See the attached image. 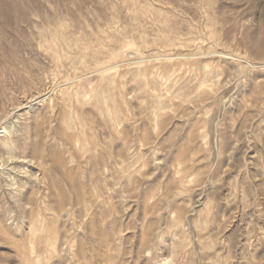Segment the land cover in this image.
Masks as SVG:
<instances>
[{"label":"rangeland","instance_id":"obj_1","mask_svg":"<svg viewBox=\"0 0 264 264\" xmlns=\"http://www.w3.org/2000/svg\"><path fill=\"white\" fill-rule=\"evenodd\" d=\"M263 63L264 0H0V264H264Z\"/></svg>","mask_w":264,"mask_h":264},{"label":"bare ground","instance_id":"obj_2","mask_svg":"<svg viewBox=\"0 0 264 264\" xmlns=\"http://www.w3.org/2000/svg\"><path fill=\"white\" fill-rule=\"evenodd\" d=\"M220 55V54H219ZM165 58H167V57H165ZM166 63V62H165ZM264 64V63H263ZM177 69V68H176ZM175 75V74H174ZM176 77V76H175ZM174 76H170L169 78H167V79H164V78H162V79H159V78H157V79H159V81L157 82V83H160V85H161V88H167V85H168V83H169V81H171V80H176V78H175ZM179 77V76H178ZM182 77V76H181ZM69 79V78H68ZM154 80H156V79H154ZM178 81V80H177ZM176 81V82H177ZM174 82V81H173ZM203 82V81H202ZM173 84V83H172ZM171 84V85H172ZM29 85H31V83L29 84ZM61 92V91H60ZM159 92V91H158ZM166 92V91H165ZM64 93V92H63ZM163 94V93H162ZM61 95V94H60ZM164 95V94H163ZM166 96V95H165ZM151 97V96H150ZM156 98H158V97H156ZM161 98V97H160ZM103 99V98H102ZM159 99V98H158ZM158 99H157V101H158ZM84 101V100H83ZM106 103V102H105ZM164 103V102H163ZM109 110V109H108ZM153 112H155V111H153ZM153 112H151V115L153 114ZM107 113H108V111H107ZM110 113V112H109ZM111 114V113H110ZM100 115V114H99ZM110 116V115H109ZM154 116V115H153ZM70 120L68 121L69 122V124H68V126H70V128H71V132H72V127L71 126H73V127H75L74 126V124H73V120L71 119V118H69ZM67 120V119H66ZM77 121H78V119H77ZM105 121V120H104ZM102 122V121H101ZM104 123V122H103ZM11 124V123H10ZM77 124V123H76ZM157 125V124H156ZM82 127V126H81ZM6 128V127H5ZM67 129L69 128V127H66ZM75 129V128H74ZM82 130H83V128H82ZM79 131V130H78ZM6 133H8L7 131H6ZM5 133V134H6ZM84 133V132H83ZM76 135H78L77 133H76ZM11 136V135H10ZM58 136V135H57ZM89 137V136H88ZM12 140V139H11ZM77 140H79V138L77 137ZM76 140V141H77ZM124 140V139H123ZM85 142H87L86 140H84ZM74 142V141H73ZM79 142H80V140H79ZM78 142V144H80ZM76 143V142H75ZM77 144V145H78ZM90 144V143H89ZM12 145V144H11ZM76 145V144H75ZM76 145V146H77ZM84 145V144H83ZM3 146H4V144H3ZM82 146V145H81ZM7 147V146H6ZM72 147V146H71ZM78 147V146H77ZM80 147V146H79ZM82 147H84V146H82ZM124 147V146H123ZM4 148V147H3ZM97 149V148H96ZM7 150V149H6ZM11 150V149H10ZM81 150V149H80ZM125 150V149H124ZM128 150V149H127ZM9 151V150H8ZM11 153V152H10ZM10 153H6V155L8 156V154L10 155ZM81 153V152H80ZM130 153V152H129ZM77 155V154H76ZM100 155V154H99ZM70 158V157H69ZM88 158V157H87ZM9 160V159H8ZM183 160V159H182ZM114 162H116V161H114ZM83 163V162H82ZM104 164V163H103ZM116 164V163H115ZM117 166V165H116ZM122 166V165H121ZM120 166V167H121ZM183 168V167H182ZM106 171V170H105ZM182 171V170H181ZM73 172V171H72ZM122 172V171H121ZM75 173V172H74ZM125 173V172H124ZM90 174V173H89ZM70 175V174H69ZM72 175V174H71ZM180 177H181V175H180ZM71 179V178H70ZM182 181V180H181ZM186 181V180H185ZM92 183V182H91ZM183 183H185V182H183ZM186 184H187V181H186ZM181 185V184H180ZM90 205V204H89ZM106 205H108V203L106 204ZM43 206H45V205H43ZM49 207V206H48ZM51 208V207H50ZM39 210V209H38ZM42 209L40 208V211L37 213L38 215V218H37V220L39 221V220H41V219H39V217L41 218L42 217V214H41V211ZM45 211H46V209H45ZM63 212V211H62ZM89 214V213H88ZM55 215V214H54ZM91 216V215H90ZM44 217V216H43ZM45 218H46V215H45ZM44 218V219H45ZM48 218V217H47ZM47 218H46V220H47ZM43 218H42V220H43V222H45V220H44ZM42 220H41V222H42ZM34 222L35 221H33L30 225H32V226H34ZM40 222V221H39ZM38 222V223H39ZM47 222V221H46ZM37 222H35V224H36ZM37 223V224H38ZM31 226V227H32ZM39 226V225H38ZM40 226H42V225H40ZM48 226V225H47ZM33 228V227H32ZM42 229V228H41ZM50 229V228H49ZM32 234V233H31ZM25 238V237H24ZM46 242V241H45ZM48 243V242H47ZM29 244V243H28ZM31 244V243H30ZM29 244V247L28 248H26V249H23V251L21 252L22 253V258H24V262H26V264H38L39 263V261H38V259L36 258V259H30V257H32V255H33V245L31 244L30 245ZM48 244H51V242L50 243H48ZM47 244V245H48ZM16 247V246H15ZM54 247V246H53ZM82 249V248H81ZM46 251V250H45ZM48 251V250H47ZM82 252V251H81ZM47 254V253H46ZM84 255V254H83ZM34 256V255H33ZM36 256H38V255H36ZM35 257V256H34ZM33 257V258H34ZM84 257V256H83ZM88 258V257H87Z\"/></svg>","mask_w":264,"mask_h":264}]
</instances>
